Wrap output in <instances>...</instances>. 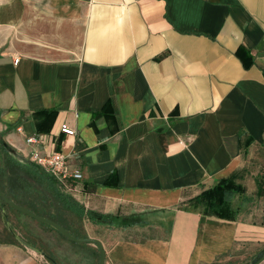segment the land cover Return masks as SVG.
Listing matches in <instances>:
<instances>
[{
  "label": "crops",
  "instance_id": "crops-1",
  "mask_svg": "<svg viewBox=\"0 0 264 264\" xmlns=\"http://www.w3.org/2000/svg\"><path fill=\"white\" fill-rule=\"evenodd\" d=\"M263 67L264 0H0V139L26 163L38 135L82 174L74 198L114 217L79 227L105 264L228 262L264 243V193L233 220L187 201L264 145ZM107 101L113 130L90 124Z\"/></svg>",
  "mask_w": 264,
  "mask_h": 264
},
{
  "label": "rangeland",
  "instance_id": "rangeland-1",
  "mask_svg": "<svg viewBox=\"0 0 264 264\" xmlns=\"http://www.w3.org/2000/svg\"><path fill=\"white\" fill-rule=\"evenodd\" d=\"M11 157L8 151L3 150L0 142L1 189L13 196L15 202L34 212L37 211L35 206L44 208L46 212L50 211L51 213L58 212L59 207L66 225L78 236H81L79 234L81 220L77 214L61 207L52 188L39 180L32 172L22 168V161L17 160L18 165L9 162ZM238 170L237 181L245 187V191L256 185V191L252 194L255 195L259 186L262 187L264 193V145L258 147L251 156L247 157L244 166ZM58 188L61 192L73 196L72 191L66 190L62 186ZM206 188L208 187H202L197 194ZM256 196L259 195L256 194ZM5 209L13 230L31 245L45 251L52 260L17 242L8 232L0 213V264H98V250L95 245L96 248L88 244H73V241L70 242L63 238L53 228L51 229L9 206H6ZM48 213L42 214L49 215ZM263 246L264 243H261L253 248H248L247 252L242 253L238 258L217 264H247ZM261 264H264V261Z\"/></svg>",
  "mask_w": 264,
  "mask_h": 264
},
{
  "label": "trees",
  "instance_id": "trees-1",
  "mask_svg": "<svg viewBox=\"0 0 264 264\" xmlns=\"http://www.w3.org/2000/svg\"><path fill=\"white\" fill-rule=\"evenodd\" d=\"M262 70L264 75V67ZM55 114H56L55 109H44V110L35 111L33 115L35 117L37 131L41 132L43 130H46V127L44 126L46 120L50 119L51 117H54ZM101 115L109 119V121L112 123V130H113L115 127L114 124L115 119L110 101H107L99 111H95L92 113L90 124L94 125L95 124L94 120L96 119V117H99ZM240 140H241V146L245 147L249 144L250 138L242 137L240 135ZM0 142H1V147L3 148V150H5L4 147L2 146L1 139ZM9 162L18 165L17 160L14 159L13 157H11V160ZM21 167L29 170L30 172H32V174L38 176L41 181L47 183L57 195L58 203L60 204V206L61 207L63 206V208L65 207L70 211L74 212L75 214H77L80 220L86 219L91 221L92 223H104L107 225L112 224V222L114 221V217L112 215H103L101 213L86 209L73 196L61 192L60 189L58 188L59 186L57 181L52 177H50L49 175L44 174L42 169L37 167L32 162L28 161L26 163H23ZM238 178H239V170L233 171L227 176L218 178L210 187L202 190L199 194H197L193 198H190L187 201V204L193 208L199 209L200 212L203 213L204 215L216 216L219 218L230 219V220L237 218L240 208L239 206H234L232 204V198L234 197V195L243 193L245 191V187L240 182L237 181ZM109 179L110 176L106 179L105 183H109ZM262 193H263V189L261 186H259L256 194L261 195ZM7 194L13 198V196H11L8 192ZM34 208L37 209L35 213L48 217L60 223L70 233L78 236V234L75 231L71 230L64 222L63 217L60 214L59 207H58V212L56 213H51L50 211L47 210L49 212L48 213L45 211L44 208H40V207L36 208V206ZM42 213H48L49 215H44ZM43 225L51 228L46 224ZM55 232L60 234L56 230ZM60 236L62 235L60 234ZM62 237L65 238L64 236ZM72 243L79 244L75 242ZM80 245H86V244H80Z\"/></svg>",
  "mask_w": 264,
  "mask_h": 264
},
{
  "label": "water",
  "instance_id": "water-1",
  "mask_svg": "<svg viewBox=\"0 0 264 264\" xmlns=\"http://www.w3.org/2000/svg\"><path fill=\"white\" fill-rule=\"evenodd\" d=\"M2 146L4 147V149L6 151L9 152V154H11V156L20 161V157L19 155H17L14 151L11 150L10 146L6 143V142H2ZM9 206L10 208L23 213L29 217H31L32 219L46 224L48 226H50L51 228H53L54 230L58 231L62 236H64L66 239L79 243V244H92L95 245L97 247L98 250V264H105V251L103 248L102 243L95 239V238H91L88 236H76L73 235L72 233H70L64 226H62L60 223L39 215L37 213H35L34 211H32L31 209L22 206L20 204H18L17 202L14 201V199L12 197H10L6 192H4L1 188H0V213L5 221L6 224V228L8 230V232L12 235V237L19 243H21L22 245H24L25 247L39 253L40 255L46 257L47 259L52 260L45 251L31 245L30 243H28L27 241H25L20 235H18L12 228L11 223L8 219L7 216V212L5 207ZM264 261V246L258 251L256 252L252 258L247 262V264H261Z\"/></svg>",
  "mask_w": 264,
  "mask_h": 264
},
{
  "label": "built area",
  "instance_id": "built-area-1",
  "mask_svg": "<svg viewBox=\"0 0 264 264\" xmlns=\"http://www.w3.org/2000/svg\"><path fill=\"white\" fill-rule=\"evenodd\" d=\"M18 58H14V63L18 62ZM60 131L66 134L73 135L75 132L66 124L60 126ZM26 143L33 145L29 152V161L41 166L49 172V174L57 181L58 186L64 187L66 190H71L75 182L82 178L79 171L70 172L67 169V157L58 150L51 153H43L41 150V140L38 135H28L25 137Z\"/></svg>",
  "mask_w": 264,
  "mask_h": 264
}]
</instances>
